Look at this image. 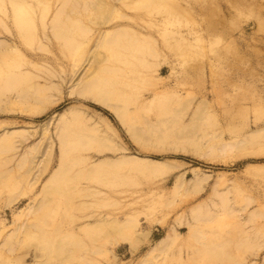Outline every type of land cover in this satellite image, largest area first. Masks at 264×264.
<instances>
[{"label":"rangeland","instance_id":"obj_1","mask_svg":"<svg viewBox=\"0 0 264 264\" xmlns=\"http://www.w3.org/2000/svg\"><path fill=\"white\" fill-rule=\"evenodd\" d=\"M7 47L0 264H264V0H0Z\"/></svg>","mask_w":264,"mask_h":264},{"label":"bare ground","instance_id":"obj_2","mask_svg":"<svg viewBox=\"0 0 264 264\" xmlns=\"http://www.w3.org/2000/svg\"><path fill=\"white\" fill-rule=\"evenodd\" d=\"M8 47L7 48H0V73L3 72L2 68L5 64V58L8 52ZM11 50V49H10ZM115 113L119 118H123V112L122 110L115 108ZM132 132H136L135 129H131ZM3 138V137H2ZM104 137L103 136H96L95 140H99L102 144H104ZM109 149H111V146H108ZM123 158V159H122ZM120 159H118V162L125 164V167L128 169H135L138 168L139 166H141L140 162H148V164L146 165L147 168H149L150 170H153L156 166V164H161V162L156 161V160H149V159H145V158H140L137 156H126V157H122ZM84 189V188H83ZM83 217H88V218H92L90 219L92 222L89 223L88 225H91L90 228L91 229H98L102 226H108L110 227L109 229H107V232H110L111 229L113 232H115L117 235L119 234H123V231H127L128 227L131 226V221L130 220H125L121 223L123 224H118L116 223V221L114 220H110V221H102V223H99V221L103 220V219H98L94 214L88 216L87 213L82 214ZM175 236H173L172 234H169L165 237H163L162 239H160L157 244L155 245L154 249L151 250V252L155 251H160L165 247H170L173 243ZM122 240H124V242H126L128 244V247L132 250L136 249L137 247V242L132 241L130 238L127 237H123Z\"/></svg>","mask_w":264,"mask_h":264}]
</instances>
